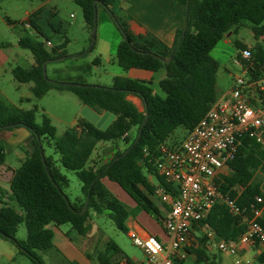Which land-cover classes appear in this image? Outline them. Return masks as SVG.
<instances>
[{
  "label": "trees",
  "instance_id": "obj_1",
  "mask_svg": "<svg viewBox=\"0 0 264 264\" xmlns=\"http://www.w3.org/2000/svg\"><path fill=\"white\" fill-rule=\"evenodd\" d=\"M94 1H97L96 8L103 7L113 23L119 24L116 27L122 39L115 52L117 65L122 70L156 72L163 69L165 75L158 81V87L164 96L153 91L152 81L126 76H114L109 87L72 79L68 80L81 86L51 83L42 75V64L67 57L65 47L68 40L47 48L46 43L50 41L44 37L45 33L37 23L40 9L21 22L22 26L27 25L43 36L44 41L27 35L19 37L18 45L30 51L34 63L28 69L13 67V79L17 83H32L30 92L33 98L42 97L50 89L66 90L74 94L83 106L105 113L110 118L107 124L96 127L80 117L74 126L56 136L46 114L40 113V121L36 122V106L22 109L0 98V131L23 127L30 134L28 151L19 160L8 190L0 187V236L12 241L21 254L36 264H41V261L35 251L46 252L52 247L50 224H69L76 235L84 237L91 229L89 218L93 213L106 215L118 230L128 234L127 217L144 212L154 216L163 228L164 217L153 196L155 186H163L173 194L176 191L157 173L158 146L177 147L217 100V63L211 58L210 51L225 34L236 32L238 27L248 22L252 33L264 42V0H189L188 11L184 15L185 32L182 34L183 28L178 29L169 47L150 35H133L126 23L115 16V0H73L81 9L90 33L95 25ZM175 1L185 7L186 0ZM5 22L10 26L15 24L7 17ZM235 46L240 51L245 49L239 41H235ZM250 52L253 66L240 58V52L236 58L242 67L247 68L248 76L261 77L264 75V49L256 46ZM91 63L99 65V57L96 56ZM129 94L141 100L142 111L126 98ZM28 100L21 98L20 102ZM251 103L256 104L252 99ZM8 125L12 126L4 128ZM179 127L184 136L174 140L173 132ZM132 130L134 133L130 134ZM139 130V138L133 144ZM44 142L58 155L57 160L45 155ZM99 142L114 146L112 155L106 161L91 159ZM117 143L124 144V147L119 149ZM125 150L126 153L121 155ZM4 161V147L0 143V165ZM228 167L229 172L216 179L217 187L234 200L241 213L233 214L225 205L214 204L207 215L193 225L194 240L186 248L190 258L187 264H221L217 255L207 251L209 239L205 229L227 243L234 242L245 229L242 215L248 216L252 208L261 206L255 203V197L264 193V148L254 139L242 136ZM61 168L74 172L80 182V195L72 202L64 193L68 180L61 173ZM103 179L115 183L134 203V207H128L115 197ZM86 199V210L78 214ZM21 223L26 229V238L22 242L14 236ZM258 223L264 228V204ZM119 260L124 264H136L112 240L106 241L104 250L97 253V264H118ZM184 262L173 259V264ZM253 262L264 264V249L254 256Z\"/></svg>",
  "mask_w": 264,
  "mask_h": 264
},
{
  "label": "rangeland",
  "instance_id": "obj_2",
  "mask_svg": "<svg viewBox=\"0 0 264 264\" xmlns=\"http://www.w3.org/2000/svg\"><path fill=\"white\" fill-rule=\"evenodd\" d=\"M39 2L40 0H0V57L2 58L0 98L22 109H30L36 106L38 109L36 122L40 121V113L46 114L55 128L56 136H60L82 116L81 112L84 106L74 94L66 90L50 89L42 97L33 98L30 92L32 83H17L13 79L11 75L13 67L20 66L28 69L34 63L30 51L18 45L19 37L27 35L40 41H44V37H46L51 44L47 45V48L58 45L64 40V37L69 39L65 47L67 57L63 60H52L46 63L45 74L48 80L72 83V80H79L85 84L108 87L112 84V78L120 73L123 74L124 71L117 65L114 51L108 58L102 56L99 65L91 63L96 56H99L100 51H108L110 44L109 30L102 24V18L107 13L103 7L98 6L96 8L94 43L93 48L89 51V36L91 33L85 26L81 9L72 0H56L54 2L58 10L56 16H51L49 9L43 14L44 37L34 32L27 25L22 26L21 22L26 19L25 11H32ZM113 10L115 16L121 21L125 22L127 20L124 0H116ZM5 17L14 21L15 24L12 26L8 25L5 22ZM50 21H52V27L60 30V33H54L51 27L47 25ZM111 24H113L112 28H115L122 39L113 21ZM262 24L264 25V20ZM235 41H239L245 46V49L250 51L256 46H261L264 49V42L260 37L252 33L248 22L238 27L236 32L225 34L210 51L211 58L217 63L215 77L217 95H221L228 90L235 77H244L243 67L236 58L240 50L235 46ZM128 72L130 76L135 74L149 76L150 81H152L151 87L153 91L161 97L164 96V93L158 87V81L165 75L163 69L156 72L142 70H130ZM21 98H28L29 100L20 102ZM139 106L142 108L141 103H139ZM133 133L134 130L130 134ZM183 136L184 131L179 127L173 132L172 138L180 140ZM119 144L122 149L124 144ZM3 147L5 161L14 168L18 167L17 155L19 151L22 155L25 153L24 146L21 145L16 149L9 145H3ZM43 148L46 156H52L54 160L58 159V155L45 142L43 143ZM111 155L108 154L104 161L108 160ZM61 173L68 180V187L64 189V193L72 202L80 195V182L72 171L61 168ZM105 184L120 200H130L115 183L105 180ZM11 204H14V202H11ZM137 215L136 220L145 230L150 233H162L160 224L153 216L146 214ZM89 223L91 224V229L87 236L84 237L76 235L69 224H50L52 247L46 252L35 251L41 264H86V262L87 264H97V253L104 250V245L108 240L115 242L123 254L134 263L145 264L142 250L132 243L127 233L118 230L106 215L90 213ZM14 236L17 241L22 242L25 240L26 229L24 223L18 225ZM207 251L209 254L217 255L221 264H234L233 258L220 252L211 240H209ZM120 261H117L118 264H124L123 261ZM189 261L190 258L186 259L184 263L187 264ZM0 264L36 263L26 255L21 254L12 241L0 236ZM253 264L258 263L253 262Z\"/></svg>",
  "mask_w": 264,
  "mask_h": 264
},
{
  "label": "built area",
  "instance_id": "obj_3",
  "mask_svg": "<svg viewBox=\"0 0 264 264\" xmlns=\"http://www.w3.org/2000/svg\"><path fill=\"white\" fill-rule=\"evenodd\" d=\"M116 1V0H115ZM50 45L49 42L46 46ZM249 49L240 51V58L248 61ZM244 77L238 76L228 90L217 99L179 145L158 146L157 173L174 186L171 193L163 186H155L153 196L167 207L163 230L168 238L162 244L150 234L140 236L128 232L132 243L139 247L146 264H173V259L186 260V248L193 238V225L203 219L216 203L225 205L230 213L240 208L217 187L219 175L227 174L228 162L234 158L240 138L244 135L264 148V75L250 77L243 67ZM251 99L256 103L252 104ZM250 215H242L245 229L236 241L227 243L213 232L206 235L217 249L233 258L234 264H252L244 257V248L258 245L264 249V228L258 223L262 216L264 193L255 197Z\"/></svg>",
  "mask_w": 264,
  "mask_h": 264
},
{
  "label": "crops",
  "instance_id": "obj_4",
  "mask_svg": "<svg viewBox=\"0 0 264 264\" xmlns=\"http://www.w3.org/2000/svg\"><path fill=\"white\" fill-rule=\"evenodd\" d=\"M55 1L56 0L40 1L32 9V11H28V10L25 11L26 18L32 12L40 9L41 12L39 13V15L37 17V23L42 27V29H44L45 25L43 24V14L47 11V9L50 10L51 16H56V13L58 12L57 7L54 4ZM124 9L126 11V18H127L125 23L127 25V28L129 29V31L133 35H150L153 38H155L156 40H158L159 43H161L165 46H168V47L172 45L174 38H175L176 31L178 29L184 27V22H185L184 8L182 5L177 3L175 0H124ZM52 21H54V20H52ZM52 21L48 22L47 25L51 27V29L53 30L54 33H60V30L55 29V27L54 28L52 27V25H53ZM111 22L112 21L109 18V15L106 13L105 16H103V18H102V24L105 28H107L109 30V31L108 30L107 31H108L109 36H110V44H109L108 51H106V52L100 51L99 56H98L100 61H101L102 56H105L106 58H108L110 56V54L112 53V51L116 52V47L121 40V38L119 37V34H117L115 28H112L113 24H111ZM64 39L68 40V42H69V39L67 37H64ZM1 69H2V58L0 57V73H1ZM130 70H140V69L123 70L124 71L123 74L120 73V74L115 75V76H126V77H129L132 79H137V80H142V81H150L151 80L150 77L145 76V74H143V75L142 74H135L133 76H130V75H128V73H129L128 71H130ZM142 71H145V70H142ZM225 92H223L221 95H217V99L221 98ZM126 98L129 101H131L137 107V109L139 111L143 110V104L138 97L129 94L126 96ZM139 103L142 104V108L139 106ZM90 110L93 113H95L97 116H99V118H101L105 115V113H97L92 109H90ZM81 117H83V116H81ZM106 119H107V116L104 118V121ZM104 121L101 123V125L104 123ZM76 122H77V120H76ZM76 122L74 123V125L76 124ZM29 141H30V134L23 127H16V128L10 129V130L0 131V143H2L4 146L9 145V146H12L13 148L16 149V148H19L21 145H23L25 151H28ZM119 145L120 144L117 143L118 148L121 149V147ZM113 151H114L113 145L108 144V142H99V143H97V145H96V147H95V149L91 155V159H93L95 161H102V160L104 161V158L108 154H112ZM23 156H24V154L22 155L19 151V154L17 155L18 162L20 159L23 158ZM16 168L11 166L6 161H4V163L0 165V187L8 190L9 182H10L12 175H13V172ZM228 172H229V170L227 171V173ZM105 180L106 179H103L104 184H105ZM114 196L117 197L116 195H114ZM120 201L123 202L124 204H126L130 208L134 207V203L131 200H128V201L120 200ZM155 203H156V205L160 211V214L163 217H165L167 215V207L165 205L161 204L157 199H155ZM137 214L149 215V214L144 213V212H138ZM137 214L135 216L127 217L125 224L128 228V232H134L135 234L140 235V236H144L146 234L153 235L162 244L165 245L168 241V238H167L166 233L164 232L163 228L161 227V229H162L161 234L150 233L149 231L145 230L144 227L136 220L138 217ZM261 250H263V248L258 246V245L246 246L243 250L244 251V257L250 259L252 261V264H253L254 256L256 254H258ZM250 254H251V257H250ZM86 264H87V262H86ZM145 264H146V262H145Z\"/></svg>",
  "mask_w": 264,
  "mask_h": 264
},
{
  "label": "water",
  "instance_id": "obj_5",
  "mask_svg": "<svg viewBox=\"0 0 264 264\" xmlns=\"http://www.w3.org/2000/svg\"><path fill=\"white\" fill-rule=\"evenodd\" d=\"M188 1H189V0H186V4H185V7H184V13H185V14H186L187 11H188ZM96 4H97V1H94V2H93V9H94V13H93V21H94V23H95V21H96ZM116 26L119 27V24L116 23ZM184 32H185V26L183 27L182 34H184ZM94 33H95V28L93 27L92 30H91V42L89 43L88 50L90 49L91 46H93V43H94V41H93V39H94ZM64 58H65V57H60V58H57V59H54V60H63ZM168 61H169V60H166L165 62H168ZM47 62H49V60L46 61V62H44V63L42 64V75H43V77H44L45 79H47L46 74H45V65H46ZM47 80H48V79H47ZM48 81H50V82L53 83V84L64 85V86H81L80 83H74V82H73V83H72V82H58V81H52V80H48ZM81 113H82L81 115L83 116V118H85L86 120H88L89 122H91L92 124H94L96 127L101 126V123L104 121V118L107 116V114H105L103 117L99 118V116H97L95 113H93V112L90 110V108H88V107H86V106L83 107ZM146 119H147V114L145 113V115H144V121H146ZM109 120H110V118H107V119L104 121L103 124H104V125L107 124V123L109 122ZM11 126H12V125L4 126V128H5V127H11ZM139 135H140V130H139V132H138V134H137V136H136V138H135L133 144H135V143L137 142V140H138V138H139ZM133 144H132V145H133ZM39 148H40V156H41V159H42V161H43V154H42V152H41V147L39 146ZM125 153H126V150H125L121 155H124ZM48 177L51 179V177H50L49 174H48ZM54 185H55L56 188H58L56 184H54ZM63 198L66 199V197H65L64 195H63ZM66 202H67V204H68V201H66ZM86 207H87V199L85 200L84 205H83V207L81 208V210L78 211L77 213H78V214H82V213L86 210Z\"/></svg>",
  "mask_w": 264,
  "mask_h": 264
}]
</instances>
